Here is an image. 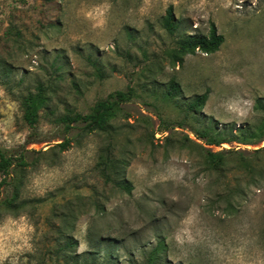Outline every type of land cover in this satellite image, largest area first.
I'll use <instances>...</instances> for the list:
<instances>
[{
  "label": "rangeland",
  "instance_id": "obj_1",
  "mask_svg": "<svg viewBox=\"0 0 264 264\" xmlns=\"http://www.w3.org/2000/svg\"><path fill=\"white\" fill-rule=\"evenodd\" d=\"M212 24L219 51L174 64L178 41ZM129 88L107 130L64 129ZM260 98L264 0H0V146L31 151L0 189L17 193L0 206V264H264Z\"/></svg>",
  "mask_w": 264,
  "mask_h": 264
},
{
  "label": "trees",
  "instance_id": "obj_2",
  "mask_svg": "<svg viewBox=\"0 0 264 264\" xmlns=\"http://www.w3.org/2000/svg\"><path fill=\"white\" fill-rule=\"evenodd\" d=\"M163 25L170 33L174 34L177 29L176 18L172 7L167 11L166 16L163 19ZM224 36L218 33V30L214 24L211 25V30L208 35H195L188 34L182 37L178 41V46L172 50L169 54L174 64H183L184 59L189 54H195L200 51L204 54H213L219 51L220 47L224 43ZM170 93L178 92L179 85L174 81L170 84ZM45 95L38 93L33 96L30 95L24 101L25 120L30 128L35 129L39 117V111L45 102ZM135 98V93L132 88L127 91L118 90L111 93L105 100L99 101L88 114H77L73 117L64 116L62 118V124L64 129L68 132L73 129H80L88 134H92L96 131L107 130L111 121L117 117L118 113L124 110V105L131 102ZM208 99V94H202L196 97L192 103V109L197 110L200 106L205 104ZM255 108L264 113V98H260L256 101ZM260 129L264 131V119ZM264 136V132H263ZM74 136L66 138L64 141L56 144V147L65 151L70 145ZM201 140H205L207 144H217L214 139H210L207 134H201L198 137ZM245 139L239 143L245 144ZM205 157L214 168H219L223 164L224 153L213 152L210 149H204ZM31 151L27 150L25 146L19 148H3L0 146V176L2 181L0 182V189L3 187L5 190L14 182L15 171L18 168H26L31 164L30 160ZM131 190V186H127ZM1 191V190H0ZM17 198V193L12 191L10 194L2 191L0 195V206L6 208L13 205V202ZM67 245H71L68 243Z\"/></svg>",
  "mask_w": 264,
  "mask_h": 264
}]
</instances>
